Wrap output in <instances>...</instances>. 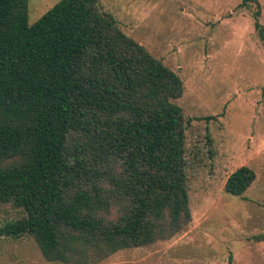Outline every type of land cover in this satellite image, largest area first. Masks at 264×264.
Instances as JSON below:
<instances>
[{
    "label": "trees",
    "instance_id": "trees-1",
    "mask_svg": "<svg viewBox=\"0 0 264 264\" xmlns=\"http://www.w3.org/2000/svg\"><path fill=\"white\" fill-rule=\"evenodd\" d=\"M253 4L264 42L259 0L241 5ZM184 89L100 0H61L32 25L29 0H0V205L23 212L0 236L32 237L49 262L101 264L183 232ZM256 179L242 166L225 192Z\"/></svg>",
    "mask_w": 264,
    "mask_h": 264
},
{
    "label": "rangeland",
    "instance_id": "rangeland-1",
    "mask_svg": "<svg viewBox=\"0 0 264 264\" xmlns=\"http://www.w3.org/2000/svg\"><path fill=\"white\" fill-rule=\"evenodd\" d=\"M61 0H29V23ZM242 0H100L120 29L184 84L176 103L186 128L192 221L170 240L122 250L101 264H264V42L256 5ZM260 22L264 26V0ZM215 117L210 121L200 120ZM249 166L257 179L243 197L225 192ZM23 212L0 205V228ZM0 264L49 262L30 236H0Z\"/></svg>",
    "mask_w": 264,
    "mask_h": 264
}]
</instances>
